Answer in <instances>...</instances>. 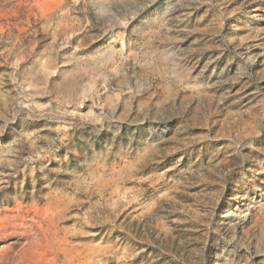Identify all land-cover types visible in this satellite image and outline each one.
<instances>
[{"label": "rangeland", "instance_id": "374dc122", "mask_svg": "<svg viewBox=\"0 0 264 264\" xmlns=\"http://www.w3.org/2000/svg\"><path fill=\"white\" fill-rule=\"evenodd\" d=\"M0 264H264V0H0Z\"/></svg>", "mask_w": 264, "mask_h": 264}]
</instances>
